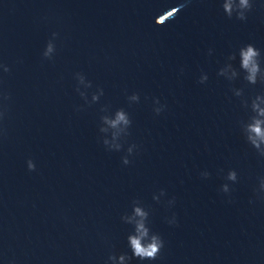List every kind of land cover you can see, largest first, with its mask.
Masks as SVG:
<instances>
[{
    "label": "clouds",
    "instance_id": "clouds-1",
    "mask_svg": "<svg viewBox=\"0 0 264 264\" xmlns=\"http://www.w3.org/2000/svg\"><path fill=\"white\" fill-rule=\"evenodd\" d=\"M224 13L231 18L235 12L236 18L239 20L246 19V12L251 10L252 4L250 0H223L222 4ZM55 33L53 36L55 37ZM55 51L54 44L49 41L46 49L43 53L44 57L51 58ZM240 58V70L244 72V79L249 83L255 85L258 80L264 82V69L260 67V51L252 44H248L239 49ZM230 61L235 59V55L229 56ZM4 71L7 72L9 69L5 66ZM221 76H225L229 80L237 78L239 72L228 63L225 67L221 68L219 73ZM77 78L80 84H85V79L82 75L77 74ZM208 79L207 75H202L200 83H204ZM86 87H91V83L87 82ZM79 91V89H77ZM236 96L242 95V90H234ZM80 95L83 97L85 93L81 92ZM103 95V90L99 89L96 94L92 95V102H96L99 96ZM130 101H138L139 96L133 94L129 97ZM158 103V101H157ZM247 106V102H244ZM251 110L254 113L250 117V121L243 125V131L245 133L247 141L264 156V95H258L251 101ZM106 111V109H104ZM161 108H156L155 112L159 114ZM102 126L100 131L102 133L111 132V140L105 138L103 143L109 150L119 151L121 144L118 142L122 135L127 134V129L131 125V120L128 113L123 109L115 111L114 115H104L101 117ZM135 146L128 148V153L131 154ZM122 163L127 165L130 163L127 156L123 157ZM28 169L30 171L35 170V164L29 160L27 162ZM206 178L209 174L207 172L202 173ZM227 180L235 182L237 180V173L232 170L227 174ZM259 188L264 191V178L261 179ZM223 192H229L228 184H224L221 189ZM163 194V193H162ZM157 199V197H154ZM171 203V202H170ZM149 213L139 205V201H135L133 204V211L131 215H125L122 219L129 224L134 226L133 233L127 237L128 245L131 250L132 256L129 257L127 254H121L119 257L112 255L109 260L113 264H127L131 258H138L139 260H155L159 255L164 242L158 234L152 233L150 228L147 226L146 221Z\"/></svg>",
    "mask_w": 264,
    "mask_h": 264
}]
</instances>
